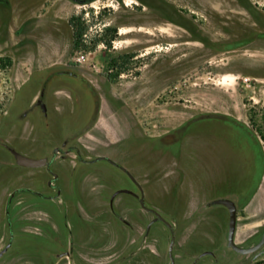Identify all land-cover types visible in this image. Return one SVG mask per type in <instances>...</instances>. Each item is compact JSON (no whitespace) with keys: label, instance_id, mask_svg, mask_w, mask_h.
<instances>
[{"label":"rangeland","instance_id":"obj_1","mask_svg":"<svg viewBox=\"0 0 264 264\" xmlns=\"http://www.w3.org/2000/svg\"><path fill=\"white\" fill-rule=\"evenodd\" d=\"M0 56V264H170L162 221L128 194L109 207L139 197L121 167L172 224L174 264H264L212 203L236 204V244L261 239L264 0H0ZM56 147L54 185L10 151ZM97 156L117 165L79 162Z\"/></svg>","mask_w":264,"mask_h":264},{"label":"water","instance_id":"obj_2","mask_svg":"<svg viewBox=\"0 0 264 264\" xmlns=\"http://www.w3.org/2000/svg\"><path fill=\"white\" fill-rule=\"evenodd\" d=\"M10 151L15 158L16 164L19 166L29 167V168H36V167H43V166L48 167L50 165V162H51V160L48 159L47 157L33 158V157L27 156L23 153H20V152L16 151L15 149H12V148L10 149ZM57 151H59V148L56 147L53 150V154H56ZM102 158H105L111 164L117 165L116 162H114L110 158L104 157V156H98V157L94 158V160H99ZM121 169L126 171V173L131 178V180L137 185V187L139 189V204H140V206L144 210L152 212L154 214V218H152L147 224V229H149L151 224L156 222V221H162L169 228L171 236H170V242H169V248H168V256L170 259V264H174V256H173L172 248H173V244H174V240H175V231H174L172 224L170 222H168L166 219H164L162 217V215L157 210L146 206L145 198H144V191H143L141 185L134 179V177L132 176V174L128 170H126L124 167H121ZM56 178H57V174L53 173L52 181L55 180ZM121 191L134 194V192H132L128 189H121V190L116 191L114 193V195L121 192ZM212 203L223 204L226 206V208L228 210V214H229L228 231H227V246L228 247H230L231 249H233L234 251H236L238 253L246 254V253L257 251L264 244V230L262 232L261 239L256 244L249 246V247H242V246L236 244V241H235L236 219H237L236 204L230 199H216ZM8 221H9V216H8ZM9 224H10V221H9ZM11 242H12V230L10 227V240L6 244V246L2 250H0V256H2L3 253L11 246Z\"/></svg>","mask_w":264,"mask_h":264},{"label":"trees","instance_id":"obj_3","mask_svg":"<svg viewBox=\"0 0 264 264\" xmlns=\"http://www.w3.org/2000/svg\"><path fill=\"white\" fill-rule=\"evenodd\" d=\"M80 20V17H76L75 15L70 16L68 22L69 24L72 26L73 31H72V35H73V47L78 46L79 43V38L82 35V31H83V26H77L76 21ZM112 31V40L113 37L116 36L117 30L116 28H108ZM114 62L115 59L110 60V62ZM11 64V60L8 57H4V56H0V67L3 69H6L7 67H9ZM108 79H111V76H108Z\"/></svg>","mask_w":264,"mask_h":264},{"label":"flooded vegetation","instance_id":"obj_4","mask_svg":"<svg viewBox=\"0 0 264 264\" xmlns=\"http://www.w3.org/2000/svg\"><path fill=\"white\" fill-rule=\"evenodd\" d=\"M54 157H55V154H52V156H51V158H50V160H51L50 165L52 164V162H53V160H54ZM79 158H80V157H79ZM102 159L106 160L105 158H102ZM99 160H100V159H99ZM80 161H81V162H93L94 159H91V160H83V159H80ZM106 161H107V160H106ZM50 165H49L48 167H45V168H46L47 172L50 173V174L52 175V177H53V173H54V172L51 170ZM123 171H124V170H123ZM124 172L126 173V171H124ZM126 175L128 176L127 173H126ZM128 177H129V176H128ZM53 181H54V180H53ZM53 181H52V180H49V181H48V185H54ZM134 184H135V183H134ZM135 185H136V184H135ZM136 186H137V185H136ZM52 188L55 189L56 187L52 186ZM137 188H138V187H137ZM56 190H57V189H56ZM120 190H121V189H120ZM116 191H118V190H116ZM138 191H139V189H138ZM118 194H128V195H131V196H133L134 198L138 199V201H139V197H138V195H136L135 193L132 194V193L124 192V191H121V192H119V193H117V194H115V195H114V193H111V195H110L109 198H108V202H109V207H110V208L113 207V205H114V202H113V201H114L115 197H116ZM13 195H14V193L11 194V197H10V199H9V202H10L11 198L13 197ZM7 206H8V204H7ZM150 213H152V212H150ZM152 214H153V213H152ZM153 215H154V214H153ZM33 216H34V217H37V214H34ZM58 264H65V263H64L63 259H61V261H59Z\"/></svg>","mask_w":264,"mask_h":264},{"label":"crops","instance_id":"obj_5","mask_svg":"<svg viewBox=\"0 0 264 264\" xmlns=\"http://www.w3.org/2000/svg\"><path fill=\"white\" fill-rule=\"evenodd\" d=\"M66 153H68V151L66 152ZM98 157V156H97ZM105 157V156H104ZM96 158V157H95ZM95 161V160H94ZM79 162H81V161H79ZM81 163H88V162H81ZM72 167H75V163H74V165L72 166ZM91 176H93L92 174H86L85 175V178H87V177H91ZM88 179V178H87ZM264 184V175L261 177V179H260V182H259V184H258V187H257V189H256V192H255V194L254 195H256L258 192H259V188H260V186H262ZM197 202H198V200H196ZM35 212H37L38 214H37V217H34L33 215H32V217H34V218H36V219H38L40 216H42V214L40 213V212H38V211H35ZM33 218V219H34ZM235 237H236V231H235Z\"/></svg>","mask_w":264,"mask_h":264},{"label":"bare ground","instance_id":"obj_6","mask_svg":"<svg viewBox=\"0 0 264 264\" xmlns=\"http://www.w3.org/2000/svg\"><path fill=\"white\" fill-rule=\"evenodd\" d=\"M125 32H127V30H126V31H125V30H122V31H121V33H125Z\"/></svg>","mask_w":264,"mask_h":264}]
</instances>
